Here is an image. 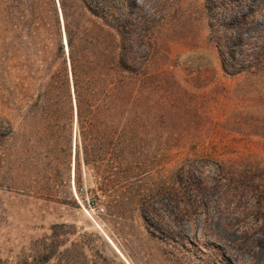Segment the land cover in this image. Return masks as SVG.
<instances>
[{
	"label": "rangeland",
	"instance_id": "obj_1",
	"mask_svg": "<svg viewBox=\"0 0 264 264\" xmlns=\"http://www.w3.org/2000/svg\"><path fill=\"white\" fill-rule=\"evenodd\" d=\"M44 1L0 0V45L28 38L31 2ZM123 3L141 54L151 52L157 100L162 86L169 93V155L142 154L161 173L142 176L136 200L111 202L85 169L77 197L73 164L67 188L33 196L20 188L21 162L2 157L0 264H264V193L254 195L264 191V59L242 71L223 65L226 51L244 54L241 38L264 34V0ZM182 134L198 138L173 149ZM184 158L186 170L176 163ZM186 173L206 182L200 192L180 183ZM180 189L187 201L172 197Z\"/></svg>",
	"mask_w": 264,
	"mask_h": 264
},
{
	"label": "trees",
	"instance_id": "obj_2",
	"mask_svg": "<svg viewBox=\"0 0 264 264\" xmlns=\"http://www.w3.org/2000/svg\"><path fill=\"white\" fill-rule=\"evenodd\" d=\"M123 1L76 0L72 10L60 0L63 26L54 0L40 8L31 2L28 38L0 45V160L21 162L20 188L33 196L62 192L73 164L75 195L86 174L104 183L111 202L136 200L142 176L161 173L142 154L150 147L154 161L169 155V93L162 86L157 100L151 52L141 54L137 20ZM238 28L240 39L243 24ZM241 39L247 49L240 57L226 51L225 69L263 62L264 34ZM197 138L174 137L173 149ZM187 159L176 163L186 170ZM188 173L180 183L200 192L206 182ZM189 189L171 195L187 201Z\"/></svg>",
	"mask_w": 264,
	"mask_h": 264
}]
</instances>
